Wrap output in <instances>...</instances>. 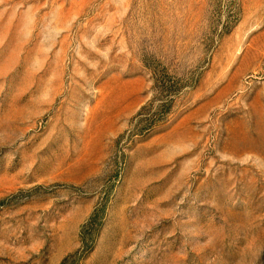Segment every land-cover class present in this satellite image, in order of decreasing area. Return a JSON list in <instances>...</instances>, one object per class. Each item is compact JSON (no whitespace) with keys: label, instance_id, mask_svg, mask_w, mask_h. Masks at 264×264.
<instances>
[{"label":"rangeland","instance_id":"rangeland-1","mask_svg":"<svg viewBox=\"0 0 264 264\" xmlns=\"http://www.w3.org/2000/svg\"><path fill=\"white\" fill-rule=\"evenodd\" d=\"M0 264H264V0H0Z\"/></svg>","mask_w":264,"mask_h":264},{"label":"trees","instance_id":"trees-1","mask_svg":"<svg viewBox=\"0 0 264 264\" xmlns=\"http://www.w3.org/2000/svg\"><path fill=\"white\" fill-rule=\"evenodd\" d=\"M169 92H170V88L166 86H164L160 91V93L163 95H167ZM153 103H154L153 101L149 102L147 105L141 108L139 114L137 115L139 124H142V127H140V129L137 131L139 134H145L146 136H151L157 133L159 131V128L167 122V118L172 104L171 99L169 100L168 98L162 100L156 107H153L154 105ZM96 217L98 216L96 215L93 216L92 220L94 221ZM98 224L99 223L94 222L92 228L93 229L99 228Z\"/></svg>","mask_w":264,"mask_h":264}]
</instances>
